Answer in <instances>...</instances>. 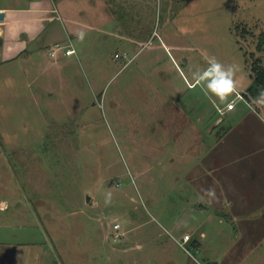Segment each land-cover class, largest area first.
<instances>
[{
    "label": "rangeland",
    "instance_id": "rangeland-1",
    "mask_svg": "<svg viewBox=\"0 0 264 264\" xmlns=\"http://www.w3.org/2000/svg\"><path fill=\"white\" fill-rule=\"evenodd\" d=\"M59 2L68 18L53 26L80 31L55 46L60 65L49 48L0 65V264H264V231L230 218L264 216V189L249 163H222L208 128L237 94L191 85L211 55L247 91L264 0ZM240 116L234 131L264 134L250 109ZM228 171L234 203L217 182Z\"/></svg>",
    "mask_w": 264,
    "mask_h": 264
},
{
    "label": "crops",
    "instance_id": "crops-1",
    "mask_svg": "<svg viewBox=\"0 0 264 264\" xmlns=\"http://www.w3.org/2000/svg\"><path fill=\"white\" fill-rule=\"evenodd\" d=\"M2 14H4V19L0 20V65H6L17 58L25 63L33 61L37 63L38 60L40 62L42 60L40 57L45 55L44 48H49L48 50L51 52V57L54 58V60H50L49 65L53 67L60 65L59 59L61 58V51L60 49H55V46L60 45L64 36L73 40L74 36L78 35L76 33L78 31L77 28L74 29L73 27L72 33L74 36H70L63 26H61L63 32L60 28L53 26L57 18L60 19L62 15L63 18L64 16L68 18L66 16L67 11L65 5H63V2H59V0H10V3L5 0H0V18ZM78 33H80V31H78ZM52 38H56V41L53 43L54 45H49L48 42ZM72 47V44L68 45L66 50ZM74 49L76 51L75 47ZM74 54L67 55L71 56ZM45 70H47V68H45ZM191 85L193 86L195 83L193 82ZM231 100L232 99H230L227 104ZM227 104L221 108L223 110L222 112H218L217 110L221 115L220 118L216 119L215 122L212 123L213 125H209L208 127L211 129V132H214L215 126L219 128L217 147L222 156V163H229L232 165L233 170L231 171L233 172H236L234 168H245L248 166L246 163H249L256 171L252 172L251 168L249 172L245 168L247 172L245 173L246 178H249V180L251 178H259L258 181L261 183V188L264 189V134L250 131L248 132L250 135H248L245 134L244 130L239 132L234 131L236 123H238L242 117L240 115L246 114L247 109H250V111L254 113V120L256 123L264 126V105H257L255 110L254 107L238 109V104H236L234 109L229 110ZM225 115L229 117L226 118ZM236 120L237 122H235ZM240 121L243 123L242 120ZM231 171H228L230 175L226 177L229 178L228 180H218L217 182L222 184L224 182L225 185L223 184V188L226 190L224 193L226 194L228 192L226 194L227 199L229 202L234 203V191L238 189V183L233 182V178L235 177ZM249 198L252 199V196ZM258 212L257 210L247 214L245 211H235V215L230 216V218L233 220L238 219V222L242 223L245 221L250 226L251 233L257 234L259 231H264V216L259 215L260 213ZM243 217L246 218L243 219ZM5 249L6 248L0 249L2 250L0 251V258H5L7 261L11 256V251H5Z\"/></svg>",
    "mask_w": 264,
    "mask_h": 264
},
{
    "label": "clouds",
    "instance_id": "clouds-1",
    "mask_svg": "<svg viewBox=\"0 0 264 264\" xmlns=\"http://www.w3.org/2000/svg\"><path fill=\"white\" fill-rule=\"evenodd\" d=\"M205 60L207 67L198 68L191 73L193 82L201 86L205 96L209 99L211 96H215L221 102H225L229 96L238 94L235 80V74L239 70L238 66L232 64L225 66L211 55H206ZM256 103L264 105V92H261L256 98ZM203 191L209 200L216 198L214 188L209 187Z\"/></svg>",
    "mask_w": 264,
    "mask_h": 264
},
{
    "label": "trees",
    "instance_id": "trees-1",
    "mask_svg": "<svg viewBox=\"0 0 264 264\" xmlns=\"http://www.w3.org/2000/svg\"><path fill=\"white\" fill-rule=\"evenodd\" d=\"M256 40L258 55L252 66L251 76L253 78V84L243 93L244 98L248 101H252L261 92H264V31L257 36Z\"/></svg>",
    "mask_w": 264,
    "mask_h": 264
},
{
    "label": "built area",
    "instance_id": "built-area-1",
    "mask_svg": "<svg viewBox=\"0 0 264 264\" xmlns=\"http://www.w3.org/2000/svg\"><path fill=\"white\" fill-rule=\"evenodd\" d=\"M57 46H59V45H57ZM75 52H76V51H75V49H74L73 47H72V48H69V49L67 50V54H74ZM241 98H243V96H242L241 94H237V95L235 96V98H233V99L227 104V108H228L229 110L234 109L235 106H236V102H237L239 99H241ZM219 110H220L221 112L223 111L221 108H220ZM115 227H116L115 230L117 231V233H116L117 237L122 236L123 234L120 233V232H118V231L121 229V224L117 223ZM190 237H191V236H190L189 234L185 235V236H184V241L189 240Z\"/></svg>",
    "mask_w": 264,
    "mask_h": 264
},
{
    "label": "water",
    "instance_id": "water-1",
    "mask_svg": "<svg viewBox=\"0 0 264 264\" xmlns=\"http://www.w3.org/2000/svg\"><path fill=\"white\" fill-rule=\"evenodd\" d=\"M4 19V14H2V17L0 18V20H3Z\"/></svg>",
    "mask_w": 264,
    "mask_h": 264
}]
</instances>
